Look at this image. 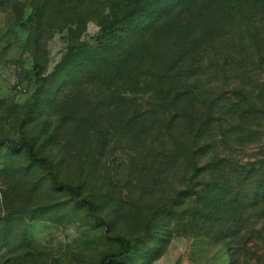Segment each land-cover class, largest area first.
I'll use <instances>...</instances> for the list:
<instances>
[{
	"label": "rangeland",
	"instance_id": "1",
	"mask_svg": "<svg viewBox=\"0 0 264 264\" xmlns=\"http://www.w3.org/2000/svg\"><path fill=\"white\" fill-rule=\"evenodd\" d=\"M139 2L0 0V140L79 188L0 145V264H264V0Z\"/></svg>",
	"mask_w": 264,
	"mask_h": 264
},
{
	"label": "trees",
	"instance_id": "2",
	"mask_svg": "<svg viewBox=\"0 0 264 264\" xmlns=\"http://www.w3.org/2000/svg\"><path fill=\"white\" fill-rule=\"evenodd\" d=\"M149 1H151V0H148V2H146V3H149ZM176 1H180V0H166L165 3L163 2L164 7H165L164 8L165 12L166 11L169 12L173 8V6L176 4ZM143 4H145V3H143ZM143 4H141V0H140V2L138 4H136L132 8L125 11L124 14H122V16L119 19L115 18L110 24L105 26L103 29V32L104 33L111 32L112 28L118 23H124V25L127 26L129 39H132L136 35L139 36L138 38H140V36L144 35L147 31L149 32L152 28L151 26L158 20V18H155V19L150 18L152 10H155L156 8H149V6H148L147 9L149 12H141V11H139V10H141V8H139V7ZM138 14L141 16L144 15L145 17H144V19L140 18L141 20L139 23H135V20H136ZM162 14H164V12ZM145 93L146 94L150 93V91H146ZM155 97H160L159 102L161 104L162 103L164 104L168 101L169 97H171V94H168V93L164 94L163 92H160ZM172 99H173V97H172ZM146 103L151 104L150 102H146ZM168 103H171V102H168ZM171 106L172 105H169L168 108ZM167 110L168 109H166V108H161L160 113L163 114ZM0 145L5 146L9 149L24 150L25 154L27 155V157L31 161L43 164L46 167L47 173L51 176V178L54 181V184L56 186L66 189L72 198L78 199L79 188L71 186V185H67V184L58 183L56 180V176L54 175V173L52 171V166H51L50 160L46 157L37 156L33 152L31 143L28 140L21 139L19 141H13L11 139H1ZM79 201L85 204V206L87 207V209L90 213L95 214V203L91 197L83 196V197L79 198ZM211 208L213 209L214 206L212 205ZM211 225H212V227L215 226L212 222H211ZM223 225L225 226L226 224L223 223ZM110 238L119 244V251H117L115 253H108V254L103 255L102 257H100L97 264H108L112 261L122 260L129 255L131 248H132V244H131L129 239H127L125 237H121V236H111Z\"/></svg>",
	"mask_w": 264,
	"mask_h": 264
}]
</instances>
